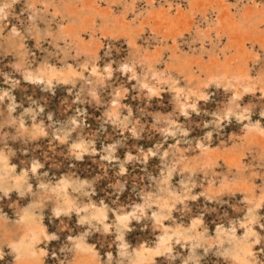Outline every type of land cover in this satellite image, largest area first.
I'll return each mask as SVG.
<instances>
[{"label":"bare ground","instance_id":"6f19581e","mask_svg":"<svg viewBox=\"0 0 264 264\" xmlns=\"http://www.w3.org/2000/svg\"><path fill=\"white\" fill-rule=\"evenodd\" d=\"M1 60L6 82L29 81L50 95L61 87L67 102L54 127L37 106L15 112L13 96L0 90V127H14L18 139L48 137L71 165L98 154L116 177L109 201L95 200L94 180L68 167L54 182L35 177L34 186L26 173L37 174L40 158L15 172L14 139L0 135V264H153L159 255L168 264H205L208 256L213 264H264V2L0 0ZM211 93L217 106L208 110ZM85 102L100 117L91 119ZM193 114L202 121L195 137ZM29 144L19 143L22 154ZM138 163L144 184L131 181L134 200L123 204ZM12 194L25 205L3 212ZM223 204L231 212L210 231L205 209ZM134 221L143 235L131 242ZM93 231L108 241L103 253L88 241Z\"/></svg>","mask_w":264,"mask_h":264},{"label":"rangeland","instance_id":"374dc122","mask_svg":"<svg viewBox=\"0 0 264 264\" xmlns=\"http://www.w3.org/2000/svg\"><path fill=\"white\" fill-rule=\"evenodd\" d=\"M229 1H232L234 3L236 2V0H229ZM258 1L264 2V0H258ZM140 4L141 3H139V6H142V7L144 6V3H142L141 5ZM239 10L240 9L238 5V11ZM129 12L127 13V16L129 17V19L130 18L133 19L132 12L131 11ZM174 32H176L175 29H174ZM190 35H191L190 33H185V35L183 36V40L188 41ZM147 36L149 37H147L146 40L150 38V35L148 33H147ZM31 42L32 40L29 42L30 45H31ZM40 44L44 48L51 49V47H49L46 41H41ZM180 46L183 47L184 49L187 47L186 44L185 43L182 44V42L180 43ZM119 50H120L119 53L121 55L120 57H124L125 54L127 53V51L125 50V46L120 47ZM69 53H70V56H72L70 60L74 61L75 51L71 49ZM6 63H7L6 60H1L0 62V64L5 68V70L3 69V71H6L8 68V65ZM3 71L0 72V90H6L9 95L13 96L12 105L14 107L15 112L24 113L28 110L30 111L38 107L40 108L41 113L39 115L40 117H42V120L47 125L52 124V126L58 127L59 124L64 120V111H65L64 107L67 102L65 99V94L63 90L61 89V87L55 88L54 93L50 95L47 91L42 90L40 86L33 84L29 81H25L22 79H14L13 81L9 80L6 82L3 76ZM211 90L214 92L215 88L211 87ZM133 94H135V92H133ZM213 97H214V93H211L209 98L212 102V106H209V103H207L205 107L208 110L213 109V106L215 105L217 106L216 100H214ZM216 98L219 100L220 95L217 94ZM81 107L84 108L83 111H85L88 114V116H90L91 119L100 117L99 115L101 113L96 111L93 108V105L90 104L89 102H85L84 105ZM207 118L208 117L206 115V119ZM190 123H191L190 135L195 137L198 135V124L202 123L201 118L193 114V116H191ZM231 124L233 127L235 126L233 122ZM26 125H28V121H26ZM92 128L94 127L92 126ZM0 131H1L0 132L1 136L8 134V137H12L14 139L13 141L14 143H12V140L11 141L9 140L8 145L10 149L13 148L15 152L13 155H11V158L9 161L10 166L15 170V172L17 173L21 172L23 160L29 163L32 160V158L35 156H38L40 158L42 164L37 166V171H36L37 174L35 175L29 168L26 173L28 180L34 186L37 183L35 177L48 178L49 180L54 182V181H57V179L61 177V175L64 172H66L65 167H68L74 175L79 176V177L90 176L94 180L95 182L94 190L95 191L92 193V195L95 200H98L99 198H103L105 201L110 200L112 196L111 195L112 194L111 184L114 182L113 179L116 177L115 167L114 166H109V167L102 166L100 164L98 154L97 155L88 154V153L83 154V157L81 159L72 160L73 164L71 165L70 162H68V158H66L65 156L66 150L61 146V144L50 142L48 137L44 138V140L43 139H38V140L31 139L28 136L19 137L18 139L17 136H15L16 131L14 127L6 128L5 126H2L0 127ZM230 131H231L230 128H226V132L225 134L224 132L222 133L224 134V136H221V139H224V138L226 139ZM215 135L216 133L214 132V136ZM149 136L153 138L155 135H153V132L150 131ZM106 140L107 142H109L110 137H108ZM24 142H29L30 144L27 146H24V152L22 154L20 150L18 149V147H19V143H24ZM213 142L217 143L215 139L213 140ZM49 143H51L53 150H54L52 153L48 150L50 147ZM128 144H131V142L129 141ZM3 146L5 147V145H3L0 142V147H3ZM9 147L7 148L9 149ZM97 148L98 150H101L100 142L97 144ZM118 152L121 157L124 155V151L122 150V148H119ZM140 166L141 164L138 163L135 165L134 168H132L133 170L129 168V170L131 171H130L129 178L127 180V184L124 190L122 191V193L119 195V199L123 204L133 202L134 200L133 199L134 194L132 193L129 187V183L131 181L138 182L139 185L144 184L141 181V179H138V176H139L138 168ZM25 202L22 199L17 198V196H15L14 194H12V197L8 202H5V200L2 201V205H3L2 208L4 210L3 212H11L14 206H24ZM196 203L197 205H200V200H198ZM230 204H233V202L231 201ZM195 208L196 206L191 207V209H193L194 211H195ZM48 210H49L48 207H45V209H43L42 219L44 223L46 224L47 228L50 231H54L55 227H53L54 225L51 224L49 221V217L47 214ZM224 210H227L228 213H230L231 206L223 204V206L220 209L217 208L215 210H213L211 207H206L204 213H205L206 224L210 231H213L214 225L217 222H219V216H221L224 213ZM69 225L71 226V229L75 231L76 227L73 224V222H71ZM132 227H134V229L128 236V239L131 242H135L138 237H141L143 235V231L141 230L142 229L141 226H139V224H137L135 221L132 223ZM67 233L68 231H66V229L64 228L62 232V237L66 236ZM145 233L148 234L147 231ZM88 241L92 242L97 248V250L99 249L101 253H103L102 250L106 247V244H108L107 239H105V241L102 242L98 231H93V235L88 236ZM51 246H54V242L51 243ZM49 250L52 251L53 249L51 248ZM153 264H168V263L163 258V256L159 255L156 257V260ZM205 264H213V261L210 258V256L206 258Z\"/></svg>","mask_w":264,"mask_h":264}]
</instances>
